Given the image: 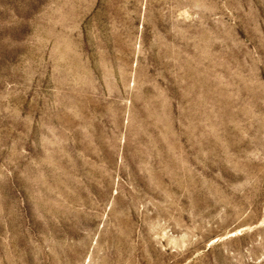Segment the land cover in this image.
Listing matches in <instances>:
<instances>
[{
	"label": "rangeland",
	"instance_id": "374dc122",
	"mask_svg": "<svg viewBox=\"0 0 264 264\" xmlns=\"http://www.w3.org/2000/svg\"><path fill=\"white\" fill-rule=\"evenodd\" d=\"M0 264H264V0H0Z\"/></svg>",
	"mask_w": 264,
	"mask_h": 264
}]
</instances>
